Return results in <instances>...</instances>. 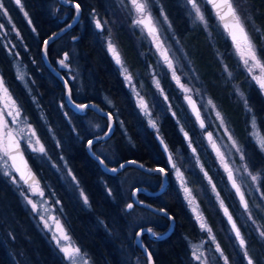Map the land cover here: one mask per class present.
Returning a JSON list of instances; mask_svg holds the SVG:
<instances>
[{"label": "snow or ice", "instance_id": "6c2138e0", "mask_svg": "<svg viewBox=\"0 0 264 264\" xmlns=\"http://www.w3.org/2000/svg\"><path fill=\"white\" fill-rule=\"evenodd\" d=\"M17 6H20L21 11H24L21 5V0H15ZM64 4L71 5L75 9V15L70 17L73 20H78L82 13L85 12V4L82 0H63ZM181 7L184 8L189 20L193 26L203 25L205 31H208V17L206 16L205 4L211 7L217 21L218 26L223 28L226 38L231 41L232 56L236 58V67H242L246 73L245 79L249 83H254L260 90V94L264 95V55L258 52L257 46L246 28V22L241 17V12L234 0H180ZM108 9L112 11L113 15L117 13L122 14L123 19L129 23V27L132 29L133 34L137 30L140 31L141 38L145 43H150L151 47L155 48V54H158L160 60L167 66L171 73V79L175 81L176 85L184 93V99L191 107L192 112L195 114V119L199 122V128L201 129V135L205 136L208 143L211 145L212 151L215 153L220 165L224 172L227 174V180L231 184V188L234 189L236 197L239 199V205L242 207L243 212L247 214V220L257 225L254 231L257 233V239L264 242V223H258L256 217L253 215V209L250 207L249 201L246 199L243 187L250 188L252 191L259 194L260 201H264V163L259 166L253 161V154L250 153L244 143H242L232 132L230 127V121L227 120L221 107L216 101L208 96L204 87L199 82L198 75L191 71L190 58L186 56H178V53L183 51L180 40L177 38L175 30L169 19L166 7L163 0H115L114 4H106ZM158 9V14L156 12ZM0 13L3 16H8V10L0 0ZM87 15L91 18L94 29L98 33L96 39L101 42L102 47L107 54L110 55L111 60L114 61L116 69L119 75L125 82V86L129 92L135 98L136 108L139 109V114H143L147 117V123L150 128L156 131V139L162 146L161 155H166V163L161 165L154 163L149 166L147 163L137 159H127L124 162H117V166H109L106 158H102L93 151L95 147V141L104 140L110 138V133L115 131V126L119 124L120 128H124V121L119 119V116L113 112L103 113L107 120L105 122V131L102 135L96 134L94 138L86 140V147L90 155H92L99 164L104 167V170L112 174H117L121 170L126 169L127 166L132 165L140 169L142 173L149 174L150 178L158 181V186L161 191L166 187L170 177H175L178 183V190L183 194V199L187 203L191 212L195 224L198 227L201 236L199 242L195 244H189V258L194 264H210L211 261H215L216 264H234V257L226 255L221 245L217 242L215 232L210 224L206 221L205 216L199 211L196 206L195 199L193 197V191L189 187L190 181L186 180L183 166L178 165L175 159L174 153L177 149L169 146L166 139L160 134V129L157 125L156 119L150 111L149 105L146 103L145 97L141 94L140 88L143 86L137 84V77L133 75L131 68L127 65L125 59L122 56L116 40L113 37V28L110 26L114 23L107 18L101 16V13L97 10V7L93 4L87 11ZM107 14H105L106 16ZM25 18L28 19V14L25 12ZM251 20V16L248 17ZM29 25L32 21L28 19ZM167 25V28L164 26ZM72 25L68 24V28ZM5 26L0 23V33H3ZM15 31V29H13ZM36 31L35 28L32 29ZM65 29H61L63 32ZM257 32L260 29H256ZM166 33H168L166 35ZM146 34V35H145ZM6 35V33H4ZM59 35V33H53L47 39L43 41L44 55L47 57L50 51V41L53 37ZM17 39L20 38V32L16 31ZM150 38V40H149ZM78 37H73V40H77ZM209 39L211 40V33L209 32ZM174 42V43H173ZM12 41H8L11 44ZM8 52V56H14L19 58V53L14 52L15 46L12 49H8L7 45L4 46ZM71 53L63 52L62 58L57 59L56 63L60 68L72 71L70 66ZM217 61L221 66L220 78L224 85H231L232 91L230 97L234 98L235 103L242 107V111L245 114V127L246 139L252 142L257 151L260 153L262 160H264V140L257 141L255 134L256 130H259L261 134H264V123L260 121L253 105L250 103L249 97L243 91L239 84L235 83L236 73L233 68L229 67L225 63L224 54L217 51ZM174 59H182L186 61V64L181 65L183 71L178 74L174 67ZM159 62V61H158ZM35 63V61H33ZM13 66L16 67L15 59ZM152 66H149L146 75H151ZM26 73L17 67L16 78L21 82H24ZM182 76H187L188 79H182ZM78 76L61 77L64 80V87L69 89V100L71 101V89L69 88L70 81L77 79ZM152 83L156 89L160 91V95L164 96L165 101H169V97L165 94L164 89L161 87V83L155 77L152 78ZM27 87V85H25ZM195 91V97L199 98V108L194 101V96L189 93ZM29 96L31 97L32 104L35 106L37 112L40 114L39 118L43 122V127L47 128V134L39 131L38 126L34 124L27 111L25 110L23 101L18 98L15 93L10 89L6 77L3 73H0V177L6 178V182L11 183L14 186V190L18 192L21 197V202L25 205V208L30 206L32 219L37 222V227L42 224L40 229L46 236L50 234V244H54L53 251L58 258V264H94L92 254L87 248L81 244L78 239L75 238V234L71 229V225L64 215L63 202L61 199L56 198V194L50 189L49 186L43 181V178L38 173L34 172L30 167L28 161L25 159L26 151L24 145H27V149H30L32 153L36 154L35 159L45 163L49 158V137L52 140H56L54 129L47 124V118L43 114V110L40 107L39 100L32 94L31 89H28ZM104 100L109 107H114L112 101L108 97H104ZM64 107L63 104L60 105ZM81 112H86L89 108H95L98 112L103 110L96 104L77 103L75 105ZM204 112H210L215 117V127L222 129V135L227 138L230 144L233 156L238 155L240 163L237 170L230 168L229 163L226 162V155L222 153L217 147V141L213 138L215 133L208 131V125L206 124L207 117L203 115ZM95 127L99 128V125ZM184 140L188 142V148L192 149V154L196 155V149L192 147V139L189 131H186L181 127ZM127 135V133H124ZM79 138V137H78ZM128 143L135 146L131 137L128 139ZM57 148L62 147V143L56 140ZM64 159L63 156L60 157ZM199 164V160L196 161ZM56 167V165H52ZM66 166V165H65ZM204 176L207 178L208 173L203 167L200 169ZM237 171L241 174L243 184L237 182ZM72 177L71 184L75 185L72 191L75 192L79 189V199H82L83 205L91 209V203L86 190L81 186V182L71 170L67 173ZM208 184L212 185V191L216 192V186L213 184L212 179L208 178ZM143 189L133 186L129 194V202H127L122 212L125 216H133L137 209V206L147 207L152 213L162 216L171 223L168 227L171 229L176 224V218L172 215L168 208L159 207L154 208L151 204H145L143 199H137L140 192ZM107 194L109 197L115 199L114 192L111 188H108ZM219 201V208L223 211V216L227 220V225L230 226L229 235L235 237L234 242H238V250L242 255V261L246 264H257V260L248 247V242L238 227L233 214L229 208L225 206L223 200L217 195ZM264 212V204L254 205ZM143 217L140 218L142 220ZM137 220L139 229L134 233L137 237L136 243L143 248V252L146 256V260H138V264H155L154 254L144 246L143 241L140 239L145 233L154 239H161L162 236L158 235L156 231L151 227L145 228L143 223ZM103 223V221H101ZM206 253H211L210 257H206Z\"/></svg>", "mask_w": 264, "mask_h": 264}, {"label": "trees", "instance_id": "16d2710c", "mask_svg": "<svg viewBox=\"0 0 264 264\" xmlns=\"http://www.w3.org/2000/svg\"><path fill=\"white\" fill-rule=\"evenodd\" d=\"M97 1L102 2V0ZM50 2H52V7L58 5L57 7L59 8L57 13L53 15H49V11H51ZM245 3L252 13L253 21L260 28L264 36V0H245ZM68 10L69 8L60 5L56 0H25V12L32 21L30 29L35 28V32L28 29L23 23L22 17L19 20L16 14H13L11 18L16 29L20 32V38L24 48L32 56L33 60L36 62V69L39 70L37 73H32V76L35 80L40 107L47 117V124L54 129L56 140L62 143V147L59 149L66 156L73 174L77 176L81 182V186L86 190L91 203V209L89 210L80 203V200L74 193L67 189L60 181L58 175L48 167H44V170L41 172L39 166L34 163L28 155L26 156L33 170L43 178V181L49 185L50 188H52L56 197L62 200L64 215L71 225L75 238L92 254L94 264H124L125 253L122 248L124 246L139 260H146L144 255L134 245V233L139 228L134 227V229L130 230L129 222L122 212V204H120L121 199L119 197L120 184H116L112 188L114 189L113 192L116 199L115 201H111L110 198L104 194L105 185H103L101 181L103 177L109 178L112 176L103 173L99 165L87 154L85 149L86 140L91 137L85 133L78 114L74 113L66 106L63 100L64 88L62 84L51 75L44 66L41 58L43 40L53 33H56L61 26L66 25V22L60 20V16L63 12L66 13ZM176 22L179 23L180 20L176 19ZM79 28L80 24L76 23L72 29L50 44L48 58L54 66L53 57L57 54L56 52L66 50V47L61 45L59 51H55V43L60 40L68 39V37L71 40H73L74 36L79 37ZM198 37L199 36L196 35L188 37L190 46L194 45V40ZM33 39L34 41H32ZM121 42L128 47L126 49L127 51H124V55L129 59L128 56L132 57V52L127 53L129 51L128 41L122 40ZM73 43L79 53L78 65L80 66L83 77L88 82L87 78L88 74H90V79L94 86L93 89L96 91L99 89L106 91L108 96H110L116 104L118 110L121 111L119 114L122 115L123 121L132 137V141L135 145L134 147L132 144V147H126L120 137L117 139L119 141L116 140L117 143H119L118 145L122 146L126 152L122 154L119 162L126 159H137L147 163L149 166H152L154 163L164 165L165 159L164 156L160 154L161 150L155 137L152 135V132L145 127L141 119L142 117L136 115L125 87L119 82L118 77L116 79L114 74L111 73L110 62L105 55L103 47L101 45L98 46L96 41L86 33L80 34V39L73 40ZM130 49L136 51L133 46L130 47ZM217 49L223 54L226 52L225 47H218ZM261 50L262 55H264V49ZM205 51L207 52V50ZM0 73H3L6 77L10 89L23 101L25 110L34 124L38 126L34 114V105L14 77L7 57L2 50H0ZM247 91L249 95H252L251 101L254 106L260 107L261 101L253 92V89L248 88ZM147 92L150 110L157 121L160 134L166 139L170 147L178 150L174 153L176 161L179 156L186 157L189 150L186 149L184 137L180 134L179 128L170 113L166 110L162 101L157 100L158 98L154 94V89L149 83H146L145 86V94ZM71 95L74 99H77L73 91ZM87 99L98 100V98L93 95L91 97L89 96ZM59 104L64 105L62 112H65L68 119H64L60 116ZM222 106L221 109L225 117L230 121L232 132L245 144L246 149L253 154V161L259 166L262 162L257 159L255 151L251 150L254 149L252 148L251 142L247 139L244 140L246 136L239 123L240 117L238 111L233 109L229 104L224 103ZM91 114L94 115V112L92 111ZM38 129L46 134L43 129ZM56 140H52L51 137H49L50 157L54 155L53 149L55 148ZM128 149H132L131 153ZM94 151L103 158L95 149ZM107 163L109 166L118 164L109 163L108 161ZM183 163L189 162H184L183 160ZM187 165L188 164L182 165L186 180L190 181L189 185L193 190L195 189L196 195L198 194L200 199L199 202L205 215L208 219L210 218L212 222L215 221L217 227H219L218 222L221 221L220 227L223 230L222 233L224 236L222 238L219 236L218 240L220 244L222 243V249L225 251L226 255L234 257V264H246V262L242 261V255L238 250V245L234 242L235 238L229 235L224 220L217 209L211 205L212 202L207 187L208 184L206 185L203 172L195 165H192V167ZM123 171L125 174L131 172L132 174L146 176L145 173H142L141 170L133 166L123 169L114 176L117 177L121 175ZM205 171H207L212 178L214 177V179H216L211 169L205 168ZM139 184L135 182L132 185L137 186ZM111 185L110 182L106 184L109 188ZM226 203L232 213L233 208L231 203L229 201H226ZM165 207L168 208L176 218V224L172 233L168 237L157 241H150L145 237L144 244L154 254L155 264H186L183 260L185 239L196 238L195 223L179 193H175L174 196L170 198V204L165 205ZM140 211L143 214L147 212L143 209H140ZM9 217L12 218L13 222L10 221ZM234 219L246 238L248 247L256 258L257 264H264V251L261 250L258 244L259 242L252 232L246 233V230L241 226L236 216H234ZM101 221H103V223H101ZM7 231L11 232L15 239V245H13V247H19V250H22L24 259L28 264H58V260L50 252L39 234L34 230L28 219V215L21 209L14 198L12 189L0 179V264H18L10 255L12 243H10L9 237L4 234V232L7 233ZM127 231H129L128 234H126ZM32 245L33 247L36 246L37 253ZM24 259H21L22 262H20V264H23Z\"/></svg>", "mask_w": 264, "mask_h": 264}, {"label": "rangeland", "instance_id": "374dc122", "mask_svg": "<svg viewBox=\"0 0 264 264\" xmlns=\"http://www.w3.org/2000/svg\"><path fill=\"white\" fill-rule=\"evenodd\" d=\"M103 1L107 2V3L109 2L111 4H114V2H115V0H103ZM3 3L5 4V6L8 10V13L10 11L13 14H16V16L19 18V20L22 16L23 23L28 27V29H30V25L28 23L29 18L28 19L25 18V11H21L20 6H17L15 4V0H3ZM163 3L166 7V11H167L169 19L172 23L173 29L175 30L176 36L180 40L182 48H183V51L181 53H178L177 55L178 56H186V57L190 58L191 71L195 72L198 75L199 82L204 87L205 92L208 96L213 98L220 107H223L222 105L225 103V104H229L233 109H236L238 111L239 117H240L239 123L241 124L242 130L245 133L246 132L245 114L242 111V107L237 105L235 103L234 98L230 97V95H229L230 92L232 91V86L230 84L224 85V83L222 82V80L220 78L221 66H220V64L216 58V53L219 50L217 48L218 47H220V48L225 47L226 45L228 46L229 41L226 38V34H224V31L221 29V27L218 26V22H217L215 16L213 15L211 9L209 8V6L207 4H205V8H206L205 14L208 17V31H205L203 25H198V26L192 25V23L189 20L184 8L181 7L180 0H163ZM234 3L238 5L239 10L241 12V17L246 22V28L249 31L250 35L252 36V38H253L256 46H257L258 52L262 55L261 49H264V36L262 35L261 31H259V32L256 31V29H260V28L253 21L252 13L250 12L249 8L247 7L245 0H234ZM21 5L23 6L22 1H21ZM23 9H24V6H23ZM58 10H59V8L57 7V5H54L53 7H51V14L53 15V14L57 13ZM156 12L158 14V9H156ZM110 13H111L110 20L114 21V23L111 24L110 26L113 28V37L115 39V36H114V34L116 33L115 30L118 29L119 27H122V25L125 26V24L127 22L123 19L122 15H120L119 13H117L116 15H113L112 11H110ZM249 16H251V20H248ZM60 17H61L60 18V20H61L63 17L62 14ZM176 19H179L180 22L179 23L176 22ZM0 23H2L5 26L3 33H0V36L2 37V46L5 50L4 53L7 57V61L9 63V66H10L13 74H14V77L16 78L17 67H19L20 70H22L24 73H26V76H25L24 82H21L20 80H18L16 78L18 83L21 85L23 90L27 93L31 102H32V100H31V97L29 96V92H28L29 88L31 89L32 94L35 95L36 98L39 100V97L37 95V90L35 87V80L33 79V76H32V73L39 72V70L36 69V62L33 63L34 60H33L32 56L28 53V51H26V49L24 48L21 38L17 39L16 31H18V30L16 29L15 25L13 24L12 18L9 16V14L7 17H5V16H3L2 13H0ZM125 27H127V26H125ZM164 27L167 28V25H165ZM13 29H15V31ZM127 29L130 32L128 34H130L134 38V36L131 34V33H133L132 29L130 27H127ZM31 30L32 29H30V31ZM209 32L211 33V40L209 39ZM4 33H6V35H4ZM167 34L168 33H166V35ZM135 35H136V37L134 38L135 40L132 41V44L134 45V48L138 53V56L140 58L139 60L142 59V56H143V58L144 57L147 58L148 67H147L146 71H148L149 66H152L151 75L145 74L147 77V81L145 83L137 82V84L142 83V85H143L140 88L141 94L145 97L146 103L149 105L148 98H147L148 92L145 94L146 83L147 84L149 83V85H151L154 89V92H155L154 94L158 98L157 100L162 101L166 110L168 111V113H170L171 117L175 121L177 127L179 128L180 134L184 137L183 132H181V130H180L181 127H183L186 131H189L191 139H192V147L196 149V155L194 156L192 154V149L188 148V146H187L188 142L184 140L185 144H186V149L189 150L188 154L186 157H180L179 156L178 160L176 162L178 163V165L188 164L187 166H189V167H192V165H195L199 170L201 169V167H203L204 169L205 168L211 169L213 171V175L216 176V179H214V177L212 178L209 174H208L207 178L205 177L206 185L208 184V178H211L213 184L216 186V192L212 191V185L208 184V186H207L209 193H210V197H211L210 198L211 202H212L211 205L217 209L220 216L224 220L223 211H222V209L219 208V201L217 200V195H219V198L224 201L226 207H228L226 201H229L232 205V208H233V212H232L233 217L236 216V218L240 222L241 226L246 230V233L252 232V234L257 239V233L254 231V229L257 227V225L253 224L251 221L246 222L247 214H245L243 212V210L240 209L239 204L237 202V199L235 198V196L233 195V193L230 191L229 187L227 186L226 177H225L226 173L224 172L222 166L220 165L219 160L217 159L215 153L212 151L211 145L208 143L206 137L201 135V129L199 128V122H197L196 119L188 111L187 106H186V100L183 98L184 93L181 92L180 88L176 85L175 81H173L171 79L170 70L163 63V61L160 60L158 54L154 55V53H155L154 47H151L150 43L144 42V39L141 38V34H140L139 30H137L135 32ZM195 35L199 36V37L196 40H194L195 41L194 45L190 46V44H189L190 40L188 37H192ZM149 40H150V38H149ZM8 41H12V43L8 44ZM32 41H34V39ZM5 45H7L8 49H12L13 46H15L14 52L19 53V58L16 59L14 56H12V57L8 56V52L4 47ZM61 45L65 46L66 50L59 51V47ZM100 45H101V43H100ZM140 45L144 49L140 50L139 49ZM54 50L59 51V52H56L57 54L53 57L55 67H57V69L59 71H61L65 77L78 76L77 79L70 81L69 85L71 87L70 88L71 93L73 91L75 93L77 99H79V100L80 99L81 100L87 99V98H89V96L91 97L93 95L96 98H100L102 100V103L107 108H110L109 105L104 100L105 96L108 97L112 101V105L114 106V107H111L110 109L114 110L115 113L119 116V119L121 121H123L122 115L119 114V112L121 113V111L118 110V108L116 107V104L110 98V96H107L105 94H100L99 90L96 91L93 89L94 86L92 85V82L90 79V74H88V78H87L89 83L83 77L80 66L78 65L79 64V62H78L79 53L76 50V46L74 45L73 40H71L68 37V39L60 40L59 42H56ZM205 50H207L208 53ZM65 51L72 54L71 59L69 61L72 71L60 68L59 65L56 63L57 59L62 58L63 52H65ZM105 54H106L107 58H111L110 55L106 53V51H105ZM14 59H15L16 67L13 66ZM224 59H225V63L229 67L233 68L235 73H236L235 83L239 84L240 87L243 89V91L247 94V96L249 97L250 103L253 105L255 112L257 113L258 117L260 118V121L262 123H264V115H263V113H264V95L260 94V90L258 89V87L255 86L254 83H249L245 79L246 73L243 71L242 67H239V68L236 67L237 61H236V58L232 56V52H231L230 47H228V51L224 53ZM173 63H174V67L177 70V73L180 74L183 71V68H181V65L186 64V61L182 60V59H174ZM135 75H138V76L142 75L143 76V74H138L136 72H135ZM153 77H155L156 79H158L160 81L162 89H164L165 94L169 97V101H165L164 96L160 95V91L158 89H156L155 85L152 83ZM182 79L186 80V79H188V77L182 76ZM25 85H27V87ZM248 88H252L255 95L258 96V98L260 99V101H261L260 107H256V105L254 106L253 102L251 101L252 95H249L247 93ZM125 89H126L128 95L130 97V101L132 103V107H133V110L135 111L136 115L139 117H142L141 119L143 120L145 127H147V129L152 132V135H156V131L148 126L147 117L144 116L143 114L138 115L139 109L136 108L135 98L129 92L127 87ZM189 95L194 96V101L197 103L198 108H199V98L195 97V91L189 93ZM63 100H64V93H63ZM59 106H60V104H59ZM149 108H150V106H149ZM34 109H35L34 114H35V118H36V121L38 124V128L43 129L45 131V133L47 134V128L43 127V122L39 118L40 114L37 112L35 106H34ZM59 110H60V114H61L60 116L64 119H68L65 112H62L61 107L59 108ZM259 110H261V111H259ZM203 115L205 117H207L206 124L208 125V131H212L215 133L213 138L217 141V147L221 150L222 153L227 154L226 155V162L229 163L230 168H232L233 170H237L240 163H242V162L239 161L238 155H236V156L232 155V152L234 150L231 149L230 144L227 141V138L221 134L223 130L215 127L214 114L210 113V112H204ZM81 122H82L83 128L85 130V133L88 134L90 137H92L96 134L100 135V133H101V131H103V129L105 131V127H104L105 122L96 116L85 115V116L81 117ZM96 125H99V128L95 127ZM125 132L127 133V135L124 134ZM255 134L257 137V141L264 140V134H261L259 132V130H256ZM118 137H120L123 140L124 143L123 142L122 143L124 145H126V147H132L131 144L128 143V139H129V137H131V135H130L125 123H124L123 129L120 128L119 124H117L115 126L114 137L112 139H110L109 141H107L104 145L100 144L101 142L96 143L95 150L98 153H100L103 156V158H106V160L109 163H113V164L117 163L118 161L121 160L122 154L126 153L125 150L122 148V146L118 145L119 144V143H117V141H119V140H117ZM131 139H132V137H131ZM245 139L246 138H244V140ZM251 145H252V148H254L251 150L255 151L257 159L260 162L264 163V160H262L261 155L257 151L255 145L252 142H251ZM24 148L26 151V155H28L32 159V161L39 166V169L41 172L44 170V167H48L51 171H53L56 175H58L60 181L66 186V188L69 189L72 193H74V195L79 199V189H77L75 192L72 191V188L75 187V185L71 184L72 177L67 175L68 171L71 170V167L69 165V162H68L66 156L61 152V150L59 148H57L55 146V148L53 149L54 155L52 157H50V155H49V158L46 160L45 163H41V161L35 159L36 154L32 153L30 149H27L26 144L24 145ZM128 150L131 153L132 149H128ZM61 156L64 157L63 160L60 159ZM197 159L199 160V164L196 163ZM183 160H184V162H189V163H183ZM52 165H56V167H53ZM236 175H237V182L243 184L244 181L241 179V174L237 171ZM0 179L2 181H4L12 189L13 194H14V198L16 199L18 204L20 205L21 209L23 211H25V213L28 215V219H29L30 223L32 224V227L39 234V236L42 238L45 245H47V247L49 248L50 252L54 255V257H56L55 252L53 251L55 246H54V244L49 243V241L51 239L50 234L48 236H46L45 233H43L40 230L43 227L42 224L40 225V227H37V222L34 221L32 219V216L29 214L31 212L30 206L28 208H25V205L21 202V197L19 196L18 192L14 190V186L11 183L6 182V178L0 177ZM109 182H110V184H112L110 187L111 189L114 187V185L120 184V187H119L120 196L119 197L121 199L120 204H122V208H123V206L127 202H129V194H130L132 187H133L132 184L135 182L136 183L138 182V184H139L141 182H147V181H146L145 177L142 175L132 174L131 172L125 174L124 171L121 173V175H119L117 177L116 176H114V177L112 176L109 178L103 177L101 183L103 185H105V190H104L105 193L104 194L107 197H109L107 194V190L109 187H107L106 184H108ZM173 182H174V184H173L174 187L177 188V190H178V183L176 182L174 176H173ZM47 186H49V185H47ZM189 187L193 191V197L195 199L196 206L198 207L199 211L205 216L206 221L213 228L215 235H216L217 242L220 244L218 238H219V236H220V238H222L224 236L222 233L223 230L220 227L221 221L218 222L219 227H217L215 221L212 222L210 220V218L208 219V217L205 215L204 210H203V208L199 202L200 199L198 197V194L196 195L195 189L193 190V188L190 185H189ZM50 189L52 190V188H50ZM242 190L245 192L246 199L249 201L250 207H252V209H253V215L256 217L257 222L258 223H264V212H261V210L259 208L254 207V205L264 204V201H260L259 194L252 191L250 188L243 187ZM112 191H114V189H112ZM178 192H179V190H178ZM179 194L181 195V198H182L191 218L193 219V221L195 223V220L193 218V213L191 212L187 203L184 201L183 194L181 192H179ZM109 198L111 201H113V200L115 201V199H116V198L113 199L112 197H109ZM79 200H80V203L83 205L82 199H79ZM141 217H143L142 220H140ZM9 218H10V221H12V218L11 217H9ZM149 218L152 219V217L149 216L148 214H145V213L141 214V213L137 212V210H136L135 214L133 216H127L126 220L129 222L130 230H132V229H134V227L139 228V225L136 223L137 220H140V222L143 223V225L145 224L144 227H146V224H147L146 222L151 221V219H149ZM195 226H196V224H195ZM238 227H239V225H238ZM227 230H228L227 232H230L228 227H227ZM128 232L129 231H127L126 234H128ZM4 234L7 237H9L10 243H12V245H11L12 247L10 250V255H11L12 259L14 261H16L18 264H20V262H22L21 259L22 258L24 259L22 250H19L20 249L19 247L18 248L13 247V245H15V239H14L13 235L11 234V232L7 231V233L4 232ZM218 234H220V235H218ZM200 236H201V233H200L198 227L196 226V238H194V239L186 238L185 239V250L183 252V260L185 261L186 264H194V262L190 261V258H189V244L190 243L191 244L198 243ZM28 240H29V238H28ZM222 240H220V241H222ZM257 241L259 242L258 244L260 245L261 250L264 251V242H261L258 239H257ZM236 243L238 245V242H236ZM32 247H33V245H32ZM33 248L35 251L37 250L36 246H34ZM122 248H123V251L125 253L124 264H138L139 259L136 256H133L131 254V251H129V249L127 247L124 246ZM36 253H37V251H36ZM210 256H211V253H206V257H210ZM56 259L58 260L57 257H56ZM23 264H28L25 259L23 260ZM210 264H216V262L210 260ZM221 264H222V262H221Z\"/></svg>", "mask_w": 264, "mask_h": 264}, {"label": "flooded vegetation", "instance_id": "af4514ba", "mask_svg": "<svg viewBox=\"0 0 264 264\" xmlns=\"http://www.w3.org/2000/svg\"><path fill=\"white\" fill-rule=\"evenodd\" d=\"M21 1L23 2L24 11H25V0H21ZM82 2L85 4V12L81 14V16L79 17V19L77 21V23L80 24L79 37L78 38L80 39V34H82V33L85 34L86 33L88 36H90L93 40L96 41V43L98 44V46H100V43L101 42L96 39V36H97L98 33L94 29V24H92L91 18L87 15V11L94 4L97 7V10L101 13V16L110 20L111 13H110V10L108 9V7L106 6V4H108L109 2L107 3V2H104L103 0H102V2H99L97 0H94V1H92V0H82ZM51 5H52V2H50V7H52ZM49 12H50L49 15H51V11H49ZM8 14H9L10 17H13V13L12 12L9 11ZM105 14H107V15L105 16ZM73 15H75V10L73 8H69V10L66 13L65 12L62 13V16H63L62 19L63 20L61 19V21L62 22H66V24H67L69 21L72 20L70 17H72ZM120 15H122V14H120ZM125 26L129 27V23L127 22L125 24ZM125 26L122 25V27H119L118 29L115 30V32H116L114 34L115 40H116V42L118 44L119 49L121 50L122 56L125 59L127 65L131 68V70L133 72V75L137 77V81L136 82H145L146 79H147V77L145 75L146 69L148 67V65H147L148 64L147 63V58L144 57L145 58L144 59L143 56H142V59L139 60L140 58L138 56L137 51H133V50L130 49V47H132V46L134 47V45L132 44V41L135 40L134 38L136 37V35L133 34V33H131L134 36V38H133L130 34H128L130 32L128 31L127 27H125ZM122 40L128 41L129 51L127 53L132 52V57L131 56H128L129 59H127L126 56L124 55V51L126 52L127 51L126 49L128 47L126 45H124V43L121 42ZM228 47L231 48V42L230 41H229V45L228 46L227 45L225 46L226 52L228 51ZM139 49L142 50L144 48L140 45L139 46ZM0 50H2L3 52L5 51L4 48H3V46H2V37L1 36H0ZM103 50H104V48H103ZM108 60L110 62L111 73L114 74V76L116 77V79L118 77L119 82L126 88L125 83L123 82L122 77L119 75V73H118V71L116 69V66L114 64V61H112L111 58H108ZM134 71L136 73H138V74H143V76L142 75H140V76L135 75V72ZM99 91H100V94H105V95L108 96V94L106 93V91L101 90V89H99ZM73 100L76 101V102H80V103H83V102H93V103L97 104L100 108H102L103 110H105L107 112H113V113H115L114 110H112L110 108H107L102 103V100L100 98H98V100H90V99H83V100H81V99L79 100L78 99L77 100V99H74L73 98ZM91 112H92L91 110H87L86 112L79 113L78 116L81 119V117H83L85 115H89V116H94L95 115L96 117L100 118L102 121L106 122L107 118L102 117V116H99V115H97L95 113L93 115V114H91ZM103 131H104V129H103ZM103 131H101L100 135L103 134ZM114 135H115V131L113 133H111L110 138H107L105 141L101 142L100 144H103L104 145L107 141H109L110 139H112L114 137ZM95 146H96V144H95ZM94 149H95V147H94ZM94 149H93V151H94ZM164 159H165V157H164ZM165 163H166V160H165ZM145 175L146 176H144V177H145V179H146L147 182H141V184L137 185V187H143L144 189H146L149 192H156V191H158L160 189L159 186H158V181L155 180V179L150 178L149 174H146L145 173ZM226 183H227V181H226ZM173 184H174L173 177H170L169 181L166 184L165 189L161 193L155 194V195H145V194H141L140 193L138 195L137 199H143L146 204H151L155 208L165 207V205H169L170 204V198L173 197L175 193H179L178 190H177V188H175ZM227 186H228V184H227ZM140 209H143V210L147 211V212H145V214H148L149 216L152 217V219L149 218V219H151V221H148L147 222V224H146L147 226L146 227L153 228V230L156 231L158 233V235H161V234L165 233L169 229L168 225L171 223L170 221H167L162 216H159L157 214H154V213L150 212L149 210H147V209H145V208H143L141 206H137V209L136 210H137V212H139L141 214H142V212L140 211ZM224 221H225V219H224ZM225 224H226V222H225ZM226 226H227V224H226ZM172 231H173V229H172ZM145 237H147V239L150 240V241H154V240H151L147 235H143L142 236L143 242L145 241Z\"/></svg>", "mask_w": 264, "mask_h": 264}, {"label": "water", "instance_id": "95a60500", "mask_svg": "<svg viewBox=\"0 0 264 264\" xmlns=\"http://www.w3.org/2000/svg\"><path fill=\"white\" fill-rule=\"evenodd\" d=\"M58 2H59V4H61V5H63L64 7H68V8H73L74 9V7H72L71 5H68V4H64L63 3V0H57ZM209 8L211 9V7L209 6ZM75 10V9H74ZM211 11H212V9H211ZM212 13H213V11H212ZM213 15H214V13H213ZM215 16V15H214ZM216 18V17H215ZM217 20V19H216ZM77 21L78 20H71V21H69L66 25H64V26H62L56 33H59V35H57V36H55V37H53V39L50 41V44L51 43H53V42H55L56 40H58L63 34H65L66 32H68L70 29H72L73 27H74V25L77 23ZM68 24H71L72 25V27L71 28H68ZM65 29L63 32H61V29ZM223 29V28H222ZM51 36V35H50ZM49 37V36H48ZM47 37V38H48ZM46 38V39H47ZM45 40V39H44ZM43 40V41H44ZM229 40V39H228ZM230 41V40H229ZM231 42V41H230ZM41 58H42V61H43V64H44V66L48 69V71L51 73V75L53 76V77H55L61 84H62V86H63V88H64V102H65V104H66V106L70 109V110H72L74 113H76V114H79V113H83V112H81L79 109H77L76 107H75V105L77 104V103H80V102H76V101H74L73 100V98H72V95H71V101L69 100V89H66L65 87H64V80L63 79H61V77H64L63 76V74L57 69V67H55L51 62H50V60H49V58H48V55H47V57H45V55H44V46H43V43H42V47H41ZM69 88H70V85H69ZM83 103H88V104H95V103H93V102H83ZM97 105V104H96ZM186 106H187V109H188V111L191 113V115L195 118V114L192 112V109H191V107L188 105V103H187V101H186ZM102 109V108H101ZM87 110H91V111H93L95 114H97V115H99V116H102V117H105V118H107L103 113H105V112H107V111H105V110H103V112H98L95 108H89V109H87ZM110 135H111V133H110ZM154 137H155V139H156V135H154ZM91 138H94V136H92ZM107 139V138H106ZM106 139H104V140H97V141H95V144L96 143H99V142H103V141H105ZM156 141H157V143H158V145H159V147H160V149L162 150V146L159 144V141L156 139ZM85 149H86V152H87V154L90 156V158L92 159V160H94L98 165H99V167H100V169L102 170V172L103 173H105V174H107V175H110V176H114V174H112V173H110V172H107V171H105L104 170V167L103 166H101L100 164H99V161L98 160H96L92 155H90L89 154V152H88V149H87V147H86V145H85ZM164 157H165V160H166V155H164ZM25 159L28 161V159H27V157H26V155H25ZM127 160V159H126ZM125 160H123V161H121V162H124ZM28 163H29V161H28ZM29 165H30V163H29ZM114 166H117L118 167V164L117 165H114ZM132 165H129V166H127V167H131ZM30 167H31V165H30ZM111 167V166H110ZM133 167H135V166H133ZM32 168V167H31ZM33 169V168H32ZM140 170V169H139ZM34 171V170H33ZM122 171V170H121ZM120 171V172H121ZM35 172V171H34ZM119 172V173H120ZM118 174V173H117ZM116 175V174H115ZM226 181H227V184H228V186H229V188H230V190H231V192L235 195V191H234V189H232L231 188V184H230V182L227 180V174H226ZM140 188H142L143 189V191L142 192H140L141 194H145V195H155V194H159V193H161L162 191L159 189L158 191H156V192H149V191H147L146 189H144L143 187H140ZM139 193V194H140ZM235 197H236V195H235ZM236 199H237V201H238V203H239V199H238V197H236ZM146 204V203H145ZM147 205V204H146ZM139 206V205H138ZM240 206V205H239ZM142 207V206H141ZM143 208H145V209H147V210H149L150 212H151V210L149 209V208H147V207H143ZM155 208V207H154ZM241 209H242V207H240ZM243 210V209H242ZM155 214V213H154ZM224 219H225V222H226V224H227V220H226V218L224 217ZM228 226V228H229V230H230V226L229 225H227ZM145 228H147V227H145ZM172 229L173 228H169L165 233H163V234H161V236H162V238L161 239H164V238H166V237H168L169 235H170V233L172 232ZM144 235H147L151 240H154V241H157V240H161V239H154V238H152V237H150L147 233H145ZM233 236H234V234H233ZM140 239L142 240V236L140 237ZM136 240H137V237L134 235V245L136 246V248L144 255V257L146 258V256H145V254H144V252H143V248L142 247H140V245L139 244H137L136 243ZM143 241V240H142ZM143 244H144V242H143ZM144 246H145V244H144ZM146 247V246H145Z\"/></svg>", "mask_w": 264, "mask_h": 264}]
</instances>
